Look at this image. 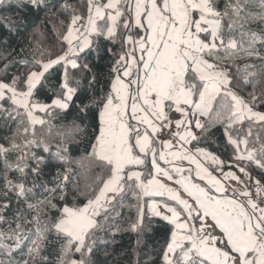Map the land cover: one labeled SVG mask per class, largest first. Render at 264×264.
Returning a JSON list of instances; mask_svg holds the SVG:
<instances>
[{"label":"snow or ice","instance_id":"6c2138e0","mask_svg":"<svg viewBox=\"0 0 264 264\" xmlns=\"http://www.w3.org/2000/svg\"><path fill=\"white\" fill-rule=\"evenodd\" d=\"M124 234L128 264H264V0H0V264Z\"/></svg>","mask_w":264,"mask_h":264},{"label":"trees","instance_id":"16d2710c","mask_svg":"<svg viewBox=\"0 0 264 264\" xmlns=\"http://www.w3.org/2000/svg\"><path fill=\"white\" fill-rule=\"evenodd\" d=\"M252 27L255 28L256 25H252ZM69 119H71V117H69ZM53 137H55V133H53ZM76 139H79V137H77ZM51 143L53 145L52 151H55V145L59 143V140L56 138H53L51 140ZM72 154L74 156H79L81 153L77 150V151H74ZM163 235H164V228L161 222V225L158 226L157 228L156 237H158L159 240L162 242ZM117 240L119 241V247L116 249L117 255L123 257L121 264H128L129 260L135 261L137 256L133 252V249L135 248L136 237L134 235L124 234L122 236H118ZM151 247H152V240L148 241L147 247L142 246L141 252H140L141 264H148V261L150 260H157V256L155 252H153L151 256L145 254L146 252L151 251ZM158 247L159 245L157 244V248ZM125 253L127 255H124Z\"/></svg>","mask_w":264,"mask_h":264},{"label":"rangeland","instance_id":"374dc122","mask_svg":"<svg viewBox=\"0 0 264 264\" xmlns=\"http://www.w3.org/2000/svg\"><path fill=\"white\" fill-rule=\"evenodd\" d=\"M160 179H161L162 182L168 184V186H170V187H176L175 184H173L172 182H169V181L165 180L163 177H161ZM181 194L183 195V193H181ZM185 198H187V197H185ZM157 199H159V198H157ZM209 222L211 223V221H209Z\"/></svg>","mask_w":264,"mask_h":264}]
</instances>
